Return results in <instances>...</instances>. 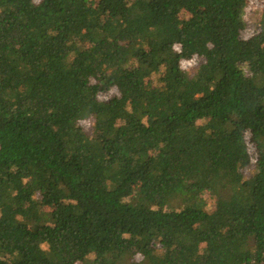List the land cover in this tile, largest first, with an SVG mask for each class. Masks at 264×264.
I'll list each match as a JSON object with an SVG mask.
<instances>
[{
    "label": "trees",
    "instance_id": "trees-1",
    "mask_svg": "<svg viewBox=\"0 0 264 264\" xmlns=\"http://www.w3.org/2000/svg\"><path fill=\"white\" fill-rule=\"evenodd\" d=\"M0 264H264V8L0 0Z\"/></svg>",
    "mask_w": 264,
    "mask_h": 264
},
{
    "label": "rangeland",
    "instance_id": "rangeland-1",
    "mask_svg": "<svg viewBox=\"0 0 264 264\" xmlns=\"http://www.w3.org/2000/svg\"><path fill=\"white\" fill-rule=\"evenodd\" d=\"M246 3L248 5V7L250 8H264V0H246ZM186 16V13H182L181 14V18H184ZM244 38L247 39L248 35H244ZM197 64V59L192 60L191 62H187V61H180L179 65H180V70L183 73H188L190 72V70L192 68H194V66ZM127 125L130 129H132L135 132L139 131V125L138 123H136L135 121H128ZM248 147H249V154L251 156L252 161H255V154L253 153V149L250 143H248ZM194 194H196L199 198H201L204 201L207 202H212L213 198L206 193H197L196 191H193ZM232 218L234 219L235 223L237 225H242L246 219H247V214L245 211L239 209V208H234L230 211ZM120 224H121V217L120 215H117L116 217V225H115V230L113 231V235L111 236V238L109 239V241L107 242V249L112 253V254H117L119 252V247H118V243H117V238L116 235L119 232L120 229Z\"/></svg>",
    "mask_w": 264,
    "mask_h": 264
}]
</instances>
